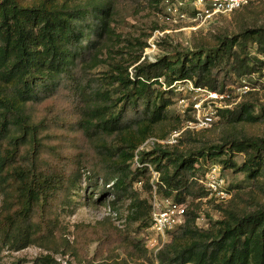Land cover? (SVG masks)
I'll list each match as a JSON object with an SVG mask.
<instances>
[{
  "label": "trees",
  "instance_id": "1",
  "mask_svg": "<svg viewBox=\"0 0 264 264\" xmlns=\"http://www.w3.org/2000/svg\"><path fill=\"white\" fill-rule=\"evenodd\" d=\"M128 1L136 0H91L83 5L45 0L32 7L0 0V190L10 197L9 212L0 216V247L20 251L59 236L60 209L70 203L77 181L88 173L90 186L100 181L104 185L98 192L111 188L113 196L130 198L129 223L138 226L120 231L79 225L77 255L85 264H110L101 261L120 248L128 256L151 260L140 239L150 224L151 205L134 190L135 184L146 192L153 190L149 164L160 173L166 188L159 192L165 198L189 203L184 225L158 254L159 264H264V207L243 215L223 207V219L207 229L198 226L195 206L209 193L198 181L197 159L178 148L196 133H186L173 147L140 153L141 168L134 170L131 164L143 143L168 137L180 123L178 116L168 132L153 134L178 96L173 89L164 90L159 79L167 87L190 80L196 87L225 91L237 84L233 74L242 78L264 68V27L225 37L219 46L197 45L191 57L176 61L166 55L155 62L138 59L132 77L128 69L118 67L98 77L92 70L100 45L112 33L109 19L117 3ZM250 41L262 58L246 52ZM253 94L221 111L220 120L261 121L264 110L260 117L255 115L257 104L249 100ZM33 111L39 115L37 123L31 120ZM208 150L209 157L243 154L241 167L232 159L227 162L226 167L236 171L254 173L264 167V137H231ZM13 191L16 194L9 195Z\"/></svg>",
  "mask_w": 264,
  "mask_h": 264
},
{
  "label": "rangeland",
  "instance_id": "2",
  "mask_svg": "<svg viewBox=\"0 0 264 264\" xmlns=\"http://www.w3.org/2000/svg\"><path fill=\"white\" fill-rule=\"evenodd\" d=\"M15 1L23 6L32 7L45 0ZM90 1L55 0L57 3H68L70 5H83ZM104 1L114 2L115 0ZM207 9V4L203 3L201 5L194 0H136L135 2L117 3L114 7L115 12L109 19L112 33L109 39L100 45L99 60L97 66L92 70L93 73H96L98 77H102L109 70L116 71V67L122 71L125 69L133 71L138 63L137 61L140 59L142 61V56L145 55L149 42L154 37L157 50L148 56L152 60H157L159 57L166 55L171 60L176 61L190 55L197 45L219 46L221 40H224L225 37H232L248 28L264 27V0L255 2L251 7L234 12L231 15H214L211 18H205L204 12ZM181 15L185 16L181 18ZM156 34L157 36H155ZM235 50L239 52L240 47H235ZM246 52L251 57L257 55L262 58V55L258 54L257 45L252 41L248 43ZM263 73L264 68L261 72L243 76L252 87L257 89L253 91V95L249 96V100L257 104L255 115L259 117L262 115V110H264ZM232 76L237 84L241 83L238 75L233 74ZM183 94L175 97L177 99L176 103L168 107L167 118L163 123H159L154 127L153 134H165L177 124L176 119L180 116L179 110L195 99L190 93L184 92ZM183 97H185V101L180 102ZM38 116L36 111L31 112L30 117L34 123H37ZM216 123L212 130L202 134L196 133V135L191 136L189 141H185L178 147L184 154H190L197 159L196 167L199 168L200 175L203 174L208 165L220 164L223 167L229 189L233 192V201L231 199L228 203L218 204L205 198L200 201L198 207L195 206L198 209L197 224L200 228L205 229L223 219V207L239 215L264 207V167L254 173L251 171H236V169L226 167L227 162L232 159L237 167H241L245 162L243 154L208 156L212 154L208 150L210 145L221 144L228 138L264 137V118L255 123H231L226 118L220 120L219 117ZM131 164L134 170L143 167L140 164V159H138V164L135 159ZM146 165L149 166L150 171L154 169L151 165ZM172 169V165L169 164L167 171L171 172ZM88 175V173H83L77 181V186L70 194V203L60 209L59 236L53 235L20 251L6 245L1 246L0 264H85L74 249L77 226L85 225L96 229L108 227L120 231H133L136 229L138 224L131 226L129 223L132 212L130 198L113 196L111 188L110 191L98 192L97 189L103 190L104 185L100 181L97 187L90 186ZM140 180L144 181L143 178H140ZM153 183L156 185L157 182L151 174L150 184ZM105 188L109 189L108 186ZM134 190L138 197L147 199L150 205L152 191L146 192L140 188L139 184L134 185ZM157 191L158 196L164 197L159 192L158 185ZM15 194L16 191L9 192V195L14 196ZM174 197L172 196L171 199L175 200ZM9 200L10 197H6L5 193L0 190V216L9 212ZM144 235L145 229L140 236V239L145 241ZM96 246L97 243L91 245L90 257H93ZM146 251L148 258H150L147 249ZM47 257L49 258L47 259ZM104 258L101 261L102 263L111 264L125 261L128 264H155L152 260H147L143 256H128L120 248H115L109 256L107 255Z\"/></svg>",
  "mask_w": 264,
  "mask_h": 264
},
{
  "label": "built area",
  "instance_id": "3",
  "mask_svg": "<svg viewBox=\"0 0 264 264\" xmlns=\"http://www.w3.org/2000/svg\"><path fill=\"white\" fill-rule=\"evenodd\" d=\"M194 1L201 5H203V3L207 4L208 9L204 12L205 18H211L214 15H231L246 5L262 0ZM184 16L185 15H181V18ZM155 36H157V34ZM154 38L149 42L142 61L146 59L150 62L156 61V59L152 60V58L148 56L157 50ZM130 72L132 77L133 71ZM240 79L241 83L231 86L225 91H215L196 87L190 80L174 81L171 86L167 87L164 80L159 79L164 90L173 89L178 95L187 92L193 95L195 99L192 103L183 106V108L179 110L181 124L168 137L163 139L150 138L137 149L134 158L137 164L139 154L142 152H149L158 146L163 148L173 147L177 145L188 132L199 133L212 128L220 117L221 111L233 109L242 101L245 95L251 91L257 90L243 77ZM184 98L185 97H183L180 102H184ZM151 172L157 183L156 185L154 183L152 184L150 224L149 227L145 229L144 238L150 259L155 264H159V252L171 241V234L184 225L186 221L188 203H178L171 198L158 196L157 185L158 188H166V186L160 181L159 172L154 169H152ZM198 181L208 191L209 196L207 198L213 200L215 203H228L233 197V192L229 189L223 167L219 164L210 165L205 172L200 175Z\"/></svg>",
  "mask_w": 264,
  "mask_h": 264
}]
</instances>
